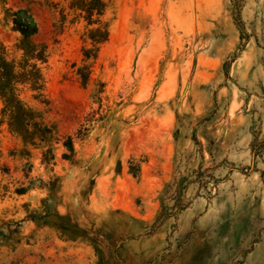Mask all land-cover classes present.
Segmentation results:
<instances>
[{"label": "rangeland", "instance_id": "obj_1", "mask_svg": "<svg viewBox=\"0 0 264 264\" xmlns=\"http://www.w3.org/2000/svg\"><path fill=\"white\" fill-rule=\"evenodd\" d=\"M0 48L44 53L0 81V264H264V0H0Z\"/></svg>", "mask_w": 264, "mask_h": 264}, {"label": "trees", "instance_id": "obj_2", "mask_svg": "<svg viewBox=\"0 0 264 264\" xmlns=\"http://www.w3.org/2000/svg\"><path fill=\"white\" fill-rule=\"evenodd\" d=\"M33 21H30L28 23L25 24V27L28 28L26 30V28H24L22 30L23 35L25 36V43L27 48H29L31 50H34V45L31 43L30 37L31 34L33 33L32 31H28V30H33L35 25L32 23ZM29 24V25H28ZM26 49V47H25ZM42 55H39V54ZM44 55L43 51H35L33 54L28 55V58H26L27 60H23V64L24 66L20 68V72H18L17 67L15 66V64L13 62L9 61V58L7 56V52L5 50V48H0V81L3 82V84H11L13 83L15 78H18L19 76L23 79V83L29 85L31 82H36L32 79V77H34L35 75H32V71L35 68L33 65H29L28 60L32 59V60H36L39 61L41 60L40 58ZM14 78V79H13ZM37 80V79H36ZM1 84V83H0ZM0 91L5 93V89H2L0 87ZM6 94V93H5Z\"/></svg>", "mask_w": 264, "mask_h": 264}]
</instances>
